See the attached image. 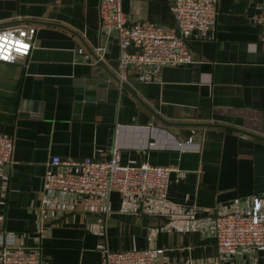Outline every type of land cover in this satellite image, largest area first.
Wrapping results in <instances>:
<instances>
[{"label":"crops","instance_id":"1","mask_svg":"<svg viewBox=\"0 0 264 264\" xmlns=\"http://www.w3.org/2000/svg\"><path fill=\"white\" fill-rule=\"evenodd\" d=\"M121 8L128 22L174 23L169 0ZM263 10L264 0H219L213 34L189 39L193 63L130 73L139 101L110 74L119 42L100 31L99 0H0V28L37 25L27 57L0 61V132L14 141L0 212L12 243L44 264H101L102 248L162 249L158 264H264V248L222 254L200 228L234 210L264 218V41L251 21ZM95 76L108 83L76 116L75 81ZM112 146L123 165L173 168L165 203L45 196L52 156L105 159Z\"/></svg>","mask_w":264,"mask_h":264},{"label":"built area","instance_id":"2","mask_svg":"<svg viewBox=\"0 0 264 264\" xmlns=\"http://www.w3.org/2000/svg\"><path fill=\"white\" fill-rule=\"evenodd\" d=\"M218 1L169 0L174 23L163 25L145 19L128 22L121 0H99L100 31L106 37L114 34L119 42L118 79L126 81L135 70L159 71L166 65L193 63L189 39H207L213 34ZM251 21L264 41V10L252 16ZM36 29L33 23L1 27L0 61L13 63L27 57ZM13 151V137L0 132V177H7L13 167ZM172 169L148 163L123 165L117 146L110 148L105 159H62L55 155L46 163L43 192L48 198L62 199L75 194L106 199L116 191L123 200L139 198L165 203ZM3 223L4 214L0 212V264H44L38 249L14 245L9 233L4 232ZM200 228L214 237L222 254L264 248V218L256 207L213 215ZM100 253L101 264H158L162 249L112 252L102 248Z\"/></svg>","mask_w":264,"mask_h":264},{"label":"water","instance_id":"3","mask_svg":"<svg viewBox=\"0 0 264 264\" xmlns=\"http://www.w3.org/2000/svg\"><path fill=\"white\" fill-rule=\"evenodd\" d=\"M112 76V79L120 86L129 91L135 98H137L139 101V97L135 90L128 84L126 81H121L118 79V77L114 76L112 73H110ZM106 83H108V80L106 77L103 76H95L85 79H78L75 81L76 86V95H75V113L76 116L79 114V110L82 106V101H89L94 100L95 98H98L100 96V93L102 92L103 88L105 87ZM111 85V84H110ZM201 125H218V126H225V125H219V124H209V123H202ZM226 127V126H225ZM232 128V127H227ZM237 131H242L239 129H235ZM250 134V133H249ZM257 136V135H254ZM260 139L264 140V137H258Z\"/></svg>","mask_w":264,"mask_h":264}]
</instances>
